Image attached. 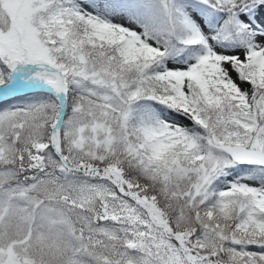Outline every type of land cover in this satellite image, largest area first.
I'll return each mask as SVG.
<instances>
[{"label":"snow or ice","instance_id":"snow-or-ice-1","mask_svg":"<svg viewBox=\"0 0 264 264\" xmlns=\"http://www.w3.org/2000/svg\"><path fill=\"white\" fill-rule=\"evenodd\" d=\"M0 264H264V0H0Z\"/></svg>","mask_w":264,"mask_h":264}]
</instances>
